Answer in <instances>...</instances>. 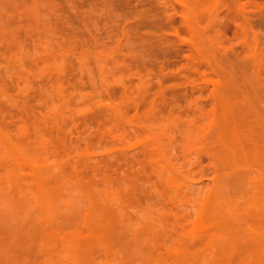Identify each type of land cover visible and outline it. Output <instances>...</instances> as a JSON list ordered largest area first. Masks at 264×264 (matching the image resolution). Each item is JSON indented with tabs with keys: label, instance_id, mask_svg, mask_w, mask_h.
Masks as SVG:
<instances>
[{
	"label": "rangeland",
	"instance_id": "374dc122",
	"mask_svg": "<svg viewBox=\"0 0 264 264\" xmlns=\"http://www.w3.org/2000/svg\"><path fill=\"white\" fill-rule=\"evenodd\" d=\"M0 264H264V0H0Z\"/></svg>",
	"mask_w": 264,
	"mask_h": 264
}]
</instances>
